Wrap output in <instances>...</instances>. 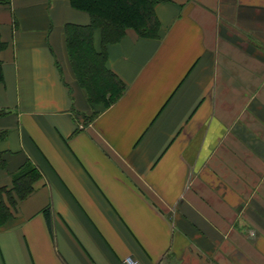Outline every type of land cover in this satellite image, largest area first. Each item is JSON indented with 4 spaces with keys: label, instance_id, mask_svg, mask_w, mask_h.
Returning a JSON list of instances; mask_svg holds the SVG:
<instances>
[{
    "label": "crops",
    "instance_id": "crops-1",
    "mask_svg": "<svg viewBox=\"0 0 264 264\" xmlns=\"http://www.w3.org/2000/svg\"><path fill=\"white\" fill-rule=\"evenodd\" d=\"M155 12L158 37L90 33L108 105L68 45L88 12L0 3V264H264V0ZM27 163L40 177L21 198Z\"/></svg>",
    "mask_w": 264,
    "mask_h": 264
},
{
    "label": "trees",
    "instance_id": "trees-1",
    "mask_svg": "<svg viewBox=\"0 0 264 264\" xmlns=\"http://www.w3.org/2000/svg\"><path fill=\"white\" fill-rule=\"evenodd\" d=\"M9 0H0V3ZM78 9L88 12L91 25L85 29H68V45L81 83L89 93V100L106 101L109 105L114 100L109 96V70L106 66L104 49L96 52L91 43L93 28L101 31L103 44L118 42L126 30L133 29L139 35L158 37L161 29L155 7L167 0H69ZM115 87V86H114ZM113 95V93H112ZM113 102V101H112ZM40 172L31 163H27L14 176V191L21 198L27 197L34 189ZM7 191L0 188V193ZM10 200V199H9ZM11 203L14 200H10ZM6 203L0 201V221L8 219ZM7 211V212H6Z\"/></svg>",
    "mask_w": 264,
    "mask_h": 264
},
{
    "label": "built area",
    "instance_id": "built-area-1",
    "mask_svg": "<svg viewBox=\"0 0 264 264\" xmlns=\"http://www.w3.org/2000/svg\"><path fill=\"white\" fill-rule=\"evenodd\" d=\"M123 264H142V263L138 258L129 255L123 259Z\"/></svg>",
    "mask_w": 264,
    "mask_h": 264
},
{
    "label": "rangeland",
    "instance_id": "rangeland-1",
    "mask_svg": "<svg viewBox=\"0 0 264 264\" xmlns=\"http://www.w3.org/2000/svg\"><path fill=\"white\" fill-rule=\"evenodd\" d=\"M103 2H105V1L103 0L102 3H103ZM116 89H117V88L114 89V92H115ZM114 92H113V93H114ZM10 200H12V199L10 198ZM10 200H8V201H9V203L11 204ZM7 217L9 218V214L7 215Z\"/></svg>",
    "mask_w": 264,
    "mask_h": 264
}]
</instances>
